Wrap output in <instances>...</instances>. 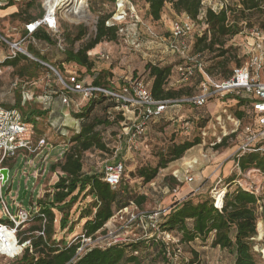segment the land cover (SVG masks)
Returning <instances> with one entry per match:
<instances>
[{
    "label": "rangeland",
    "instance_id": "obj_1",
    "mask_svg": "<svg viewBox=\"0 0 264 264\" xmlns=\"http://www.w3.org/2000/svg\"><path fill=\"white\" fill-rule=\"evenodd\" d=\"M209 1V0H207ZM219 4H230L235 3V0H217ZM90 9V18L72 20L62 15L60 21V33L58 38L53 39V43L47 47H35L37 51L48 61V65L55 68L59 75L52 71L50 68L45 67L38 73L37 78L29 79V77H20L14 68L6 69L4 74L0 77V105L12 107L15 105L16 100L21 96V108L22 114L28 113L30 110H46L49 115L45 118H36L35 121V140L38 138L46 137L48 141L54 146L58 147L52 153V161H50L49 173L42 179L39 186H37L34 195L31 196L34 190L35 180L30 178L26 185V177L21 176L19 172L16 175L18 168H14L10 172V180L3 188V193L7 196L9 203H12L14 199L16 205H21L26 208H32L33 211L39 208L35 207L37 202V196L44 198L45 194L53 191L54 183L58 181L59 175L54 176V171L51 170L54 164L53 159H58L60 154L66 150L63 146L64 143H68L70 137L75 134V119L74 115L79 113L80 110L88 103V99H85L80 95H70V104L65 106L61 102V95L64 93V86L61 78L66 81L69 77L70 72H76L79 75L86 78L88 84L93 81V73H100L102 71L109 72L114 84L119 88L122 82L126 79H142L144 82H149V73L146 69L149 65V61L155 58L156 60H164L163 66H173L175 71V65H178L180 58L174 54L163 53V44L160 42L152 44L150 46L153 49L143 48L139 52L131 49L128 45L123 42H107L104 41L98 45L93 51L94 52H106L110 55L109 62L97 61L93 55L90 56L94 62L93 73H87L85 68H82L74 63L65 62V53L58 47V42L61 41L63 48L66 50L81 48L85 43L91 40L94 35V29L97 26L99 18L108 14L112 11V7L108 0H90L88 2ZM20 8L24 10L23 19L37 18L43 12V0H37L32 2L31 0H21ZM137 5L142 11V15L145 17L147 22L158 34V36L164 39L166 42L171 40L170 30L171 23L175 19H182V15H178L175 12H171L168 7L163 11L162 18L160 21H152L147 16V6L145 0H137ZM83 12L86 9L83 8ZM196 32L204 30L202 21L196 22ZM2 29L0 33L8 36L22 35L25 29L22 20L17 18L7 20L6 23H1ZM0 24V25H1ZM246 26V25H245ZM1 27V26H0ZM80 27L86 28V36L81 41H75L73 43L70 40L74 39L77 31ZM14 28H18L17 31ZM252 29H258L261 31L259 24H255L253 28L248 29L244 27V30L239 35L233 38H227L225 41L224 49L228 50L226 55V68L229 72L236 68L245 67L248 63V48L254 42L251 37ZM144 31V30H143ZM145 32V31H144ZM264 34V31H262ZM14 39V37H12ZM148 36L143 35V39L147 42ZM12 39V40H13ZM60 39V40H59ZM195 40V38H194ZM191 53L193 52V43ZM29 44H26L28 47ZM149 46V47H150ZM43 52V53H42ZM38 59V58H36ZM202 59L206 64V68L213 66L215 61L213 55L204 53ZM33 62H36L30 59ZM39 60V59H38ZM221 60V59H220ZM63 62H65L63 65ZM176 74V73H175ZM176 77V75H174ZM61 77V78H60ZM222 75L218 73L213 76L215 82H220ZM262 81H264V72L262 74ZM200 79L196 78L189 81L186 85H175L182 86L185 93L188 90L194 94L199 95L201 92L199 82ZM17 82L18 88H14L13 84ZM114 86V85H113ZM234 96L231 95V98ZM187 98V97H184ZM230 96L221 98H213L209 103L200 108L192 107L190 105H175L170 108L167 114L166 120H162L157 124L149 127L146 132V137L137 142L136 145L127 144L128 137L125 136L122 130L123 127L112 126L105 130L102 128V136L108 145L110 152L102 153L97 150H93L85 153L83 158L84 173L101 174L106 165L115 163L117 160H124L126 172L123 174L124 183L134 189V193L137 196H145L146 200L142 206H138L140 211L151 213L158 210H168L176 199L183 198L188 195L195 194L194 199H198L202 196L208 197L213 196V193L225 190L229 180L224 179V174L219 175L215 178L216 172L220 170L224 171L228 164L235 158V154L239 148L245 143V139L248 135L247 128L253 130L255 127V116L253 113H248L244 107H239L236 102L231 99ZM104 104H98L92 116H103L105 114ZM180 106V107H178ZM115 112H119L118 110ZM114 112V114H115ZM242 112L244 117L241 124L238 126L237 113ZM25 118V114L23 115ZM221 117V121L218 122V118ZM235 120V121H234ZM184 122L190 124L189 130L186 131L183 127ZM68 134V136H62ZM126 132V131H125ZM124 139L122 140V138ZM196 137L201 138V144L197 146L193 151L187 152L185 156L170 165L165 170H161L158 178L151 184L145 185L137 176V170L143 166L155 167L163 156H166L169 148L173 144H180L187 140H193ZM227 138V148L216 149L215 146L220 144L219 141ZM264 142V141H262ZM61 146V147H60ZM118 152V159L116 154ZM199 156H197V154ZM23 153L20 154L18 162H20ZM189 157L194 162L190 165H186L183 159ZM206 157V158H204ZM16 165V162L13 163ZM238 166V165H237ZM177 177H175V175ZM205 174V175H204ZM193 177L194 182L189 183L186 181V177ZM231 176L237 178V184L247 191L255 192V195L259 198H264V174L257 173L255 170L242 172L239 167L232 171ZM54 178V179H53ZM12 181L13 184H12ZM12 186V188H11ZM203 187L201 191L197 190L198 187ZM29 193L25 199H21V194L27 190ZM11 188V193L8 192ZM20 189L19 197L17 198V192ZM92 198L79 199L78 203L72 209L69 218V225L65 230H60L59 222L61 215L56 212V219L58 223L55 224L56 234L55 240H64L66 243H72L75 238L81 236L83 231L84 220H80V212L85 209L91 202ZM37 204V203H36ZM34 205V206H33ZM262 216V215H261ZM259 217L258 221V235L255 238L253 251L256 255L259 264H264V257L261 253L264 250V217ZM3 211L0 209V220L3 219ZM73 224V230L69 228ZM31 225L25 227L29 229ZM111 227V225H108ZM8 230H3L5 233ZM129 232L137 234L135 227L129 228ZM1 232V231H0ZM7 240V239H6ZM0 239V249L12 255V244L7 241ZM168 244L170 247V254H180L178 257V263L180 260H191L193 258V252L199 255L201 264H233L234 258L232 255L223 253L218 248H213L211 245L212 237L207 242L196 241L188 246H181V252H177V248L168 241L163 242ZM149 242L145 241L147 248H144L141 254L142 264H165L158 253V250L149 247ZM15 250V243H14ZM257 248V249H256ZM260 251V253H259ZM167 257L169 259V255ZM21 256L15 259H10L3 256L0 253V264H17Z\"/></svg>",
    "mask_w": 264,
    "mask_h": 264
},
{
    "label": "trees",
    "instance_id": "obj_2",
    "mask_svg": "<svg viewBox=\"0 0 264 264\" xmlns=\"http://www.w3.org/2000/svg\"><path fill=\"white\" fill-rule=\"evenodd\" d=\"M31 1L36 2L37 0ZM108 1L112 11L99 18L94 37L77 50L65 49L64 51L65 62L74 63L85 68L88 74L93 73V70H95L90 53L104 41L119 43L118 29L107 27L106 25V22L112 16L116 0ZM203 1L145 0V4L147 6V16L155 22L161 20L163 11L168 5L171 6L176 14H185L197 21L203 9ZM12 3H8V7L13 6ZM24 13V10L20 8L19 12L12 15L11 18L22 20L23 24L27 25L42 19L44 16L43 12L37 18L23 19ZM205 22L208 29L203 36L197 35L195 37L191 54L193 56L200 55L201 62L204 64L202 55L204 53L213 55V60L218 59V61H215L213 66L206 68V73L212 78L220 73L222 75L221 81L229 80L234 70L229 72L226 68V59L224 58H226L228 50L224 49L225 41L227 38H233L242 33L244 27L251 29L255 24H259L261 31H264V0H235V3L232 5L228 4L227 8L219 13L208 8ZM58 36H53L42 28L38 29L34 34V38L37 41L48 45L52 44L53 39L58 38ZM85 36L86 28L80 27L76 36L70 42L81 41ZM35 47L33 44H29L27 49L29 54L48 64V61ZM152 59L146 67L149 73V82L147 83L150 85V90L155 100L178 101L184 99V97L194 96L190 89H186L188 93H185L187 91L182 89V86H173L179 79L176 67L183 64L182 60L178 62V65H175V71H173V66H163L164 60ZM4 66L7 69L14 68L20 77H29V79L37 78L38 73L45 69L44 65L31 61L29 57L21 53H18L16 58L8 59ZM92 76V85L106 89L112 87L111 82L114 81L109 72H95ZM196 78L200 79V83L203 81V76L198 71H196L195 76L191 80ZM231 99L239 107L246 108L247 112L251 114L252 103L254 102L253 96L241 93L237 96L234 95ZM104 103L107 105L105 106V114L103 116H92L95 107ZM183 105L188 104H180L181 107ZM119 106L120 103L117 101L104 94H98L91 98L79 113L74 115L75 119L80 120L79 132L69 138L70 145L64 157L51 167L54 173H58V181L53 186V191L46 193L45 197L37 202L39 212L29 224L31 225L30 228L27 230L25 228L19 229L17 232V239L20 245L30 242L25 248L22 257L17 260V264H142L140 253L144 248H147L144 242L131 245H114L103 249L96 248L81 257H77L79 244L66 243L64 240L58 241L54 238L56 234V212L61 215L59 228L60 230H65L69 225L70 213L81 197L83 199L92 198L93 200L80 212L79 217L80 220H86L82 231V234L86 237H91L100 231H104L106 225L115 214L128 207L131 202L142 206L146 200L145 196H137L134 193V189L124 183L123 177L119 186L112 187L104 181V170L101 174H86L83 170L85 153L93 150L102 153H112L102 136L101 130L102 128L107 130L112 126L123 127V114L120 111L115 112ZM3 107L16 108L22 112L21 96L16 100L14 106ZM24 114L26 122L35 123L36 118H45L49 115V112L33 109L28 113L23 112ZM167 114L168 112L157 121L150 123L149 127L166 120ZM237 117L238 120L242 121L244 114L238 112ZM146 135L140 137L138 141L145 138ZM227 141L228 139L224 138L215 148L217 150L227 148ZM200 144V137L180 144H173L166 156H163L155 167L143 166L139 168L137 170L138 178L145 185L153 183L158 178L161 170H165L168 165L181 160L189 150ZM263 146L264 144H258L256 148L259 149ZM118 157L117 152L116 158L118 159ZM234 160L242 172L256 170L264 174L263 152L253 151L237 155ZM120 161L124 163V160H117L115 163ZM9 166L10 162H4V167ZM236 179L235 176L229 178L228 185L235 183ZM22 196L21 194V199ZM260 200L261 198L256 196L253 191H247L238 185L235 191H227L225 193L221 210L215 207L214 199L211 196L175 202L161 224V230L177 237L182 246L191 245L196 241L207 242L211 236H214L211 242L212 247L220 248L235 255L234 264H259L253 251L255 243L253 239L258 235L257 226L260 217L258 202ZM0 223H8V221L3 218ZM73 227V224H71L69 229L72 231ZM40 233H44V235ZM0 239L2 241L7 239V243L12 244V250L14 251L15 237L11 232L6 231L4 233L1 231ZM149 247L158 250L157 254L160 255L164 263L170 262L167 257V254L170 253L169 245L152 240L149 242ZM193 255L191 260H180L178 264H201L199 255L196 252H193Z\"/></svg>",
    "mask_w": 264,
    "mask_h": 264
},
{
    "label": "built area",
    "instance_id": "obj_3",
    "mask_svg": "<svg viewBox=\"0 0 264 264\" xmlns=\"http://www.w3.org/2000/svg\"><path fill=\"white\" fill-rule=\"evenodd\" d=\"M80 1H83L87 5L88 12L90 13L88 6L90 0ZM227 5V3L219 4L217 0H204L203 9L197 20L203 22L205 27L204 30L196 32L197 21L183 14L182 19H175L172 21L170 30L171 40L169 42L160 38L155 30L145 22V17L142 15L143 13L137 5V0H116L112 16L106 22L107 27L118 29L117 35L119 36V42H123L137 52L143 48L153 49L152 47L154 46L150 45L161 42L164 48V51H162L163 53L178 56L183 61V64L176 67L179 79L173 86L178 84L186 85L195 76L196 71H198L203 76L199 95H194L178 101H157L152 96L150 85L142 79H126L119 88L114 82H111L112 87L106 89L88 84L85 77L76 72H70L66 81L60 77L64 86V93L62 95L63 105L68 106L70 104V95H80L90 100L95 95L104 94L117 101L120 103L117 110L120 111L124 117L123 134L128 137L127 144L133 146L137 144L140 137L146 134L150 123L157 121L175 105L188 104L200 108L206 106L213 98L222 99L226 96H237L241 93H246L254 97L251 113L255 116V128L253 130L249 127L247 128L246 131L248 135L245 139V143L239 148L235 156L253 151L264 153V146L259 149L256 148L258 144H262V141H264V81L261 79L264 72V34L262 31L258 29L250 30L254 42L251 44V47L247 49L248 63L245 67L234 69L232 77L226 81L215 82L212 77L206 73V66L201 62L200 55L193 56L190 52L192 40H194L197 35L203 36L208 29L205 22L206 10L211 8L214 12L219 13L225 10ZM64 7L67 12L71 10L69 13L70 15H74L72 14L73 4L68 0H43V18L25 25V34L23 33L20 36L21 38L18 42L9 43L7 39L0 36V43L8 44L11 50L7 57H2L0 55V77L4 74L5 62L8 59L16 58L18 53L24 54L29 58H35L29 54L27 50L22 48V46L27 42L36 47H43L40 45V42L34 38V34L38 29H45L53 36L59 35L62 15L65 17L63 14ZM75 14V16H78L80 13ZM81 14L83 17L86 16V13ZM96 31L97 29L95 27V34ZM144 34L148 36L147 42L143 39ZM58 47L61 51H65L61 41L58 42ZM91 55H93L97 61L109 62L110 60V55L106 52L92 51L90 53V56ZM13 87L17 89L18 83L15 82ZM217 120L220 122L221 117ZM237 122L239 126L241 121L238 120ZM183 127L188 131L190 124L184 122ZM79 128L80 120H77L75 123V133L79 132ZM61 134L64 137L68 136V134H64V132ZM34 140L35 124L26 122L19 109L5 108L0 105V209L3 211V218L8 221V223H0V231L8 230L13 234L15 237L16 249L11 256L4 253L1 249L0 253L10 259H15L23 255L25 248L30 244V242H26L20 245L17 239V232L19 229H24L32 222L33 217L39 212V209L33 211L32 208L16 205L14 199L12 203H9L7 196L3 193V188L10 180L11 170L18 168L16 175L20 172L21 176L26 177V185L30 178L35 180L33 184L34 190L31 196L34 195L37 186H39L42 179L45 178L50 171V161H52V153L55 150V147L46 137L38 138L35 142ZM219 143H221V140ZM69 145V141L68 143H64L63 146L66 150L60 154L58 159H53L54 163L60 161L64 157ZM21 153L25 155H22L20 162H18ZM4 162H10V166L4 167ZM14 162H16V165L13 164ZM4 168L9 170V175L8 180L3 185L1 170ZM256 172L259 173V171ZM104 173V181L112 187H117L120 185L123 174L125 173V165L122 161L106 165ZM57 175L58 173L55 172L54 176L57 177ZM174 175L177 177L176 174ZM186 181L193 183L194 178L187 176ZM13 182L14 181H12V184ZM56 183L57 182H55L54 185ZM11 188L8 190L9 193H11ZM26 189L29 193L28 187ZM223 192L224 190H216L212 196L215 202L214 205L218 210H221L223 206V197L225 195L222 194ZM19 193L20 189L17 192V198L19 197ZM39 195L40 193L37 199L41 200L42 198L40 197L42 196ZM220 198L221 202L219 201ZM39 200H37V202ZM36 203L35 207L39 208ZM138 208L139 207L135 203L131 202L128 207L115 214L106 225L104 231H100L91 237H86L81 234V236L75 238L76 240H73L74 242L72 243L80 245L77 251V257H81L96 248L103 249L114 245H131L152 240L168 241V243L175 245L178 249L177 252L180 253L182 246L180 240L171 233L161 230V224L169 213V209L146 213L140 211ZM55 223H58L57 219ZM108 225H111V227ZM133 227L138 231L135 235L128 231L129 228ZM40 234L44 235V233ZM253 240L255 241L256 239ZM261 253L264 257V250H262ZM179 255L180 254H170V262L167 264H178V260L176 259H178L177 256Z\"/></svg>",
    "mask_w": 264,
    "mask_h": 264
},
{
    "label": "crops",
    "instance_id": "obj_4",
    "mask_svg": "<svg viewBox=\"0 0 264 264\" xmlns=\"http://www.w3.org/2000/svg\"><path fill=\"white\" fill-rule=\"evenodd\" d=\"M10 2H13L12 4H13V6H10V7H8V3H10ZM20 3H21V0H0V24L1 23H6L7 22V20H11L12 18H11V16L12 15H14V14H16V13H18L19 12V9H20ZM169 9H170V11L171 12H174L173 10H172V8H171V6H167ZM1 27V29H2V24L0 25ZM25 26V25H24ZM14 30L15 31H17L18 30V28H14ZM23 30H24V28H23ZM1 31H5L4 29H2ZM25 32V31H24ZM23 32V33H24ZM0 36L1 37H3V38H5V39H7L8 40V42L9 43H15V42H18L19 41V39L21 38L20 36H21V34L20 35H17V37L16 36H8V35H4V34H1L0 33ZM12 37H14V39L12 38ZM13 39V40H12ZM26 44H28L27 42L26 43H24L23 44V46H22V48H24L25 50H27L28 49V47H26ZM40 45H42V46H44V47H47V46H49L48 44H46V43H41L40 42ZM11 52V50H10V47H9V45L8 44H6V43H0V55L2 56V57H7L8 55H9V53ZM24 55V54H23ZM26 56V55H25ZM33 56V55H32ZM63 65H65V64H63ZM7 68L4 66V71L6 70ZM262 144H264V142L262 143ZM61 147V146H60ZM56 149L58 148V147H55ZM196 147H194L193 149H191V150H189L188 152H191V151H193L194 149H195ZM197 154V153H196ZM197 156H199V154H197ZM204 158H206V157H204ZM237 168V164H236V162H235V160L233 159L229 164H228V166L226 167V169L224 170V171H222V170H220L219 172H216V174H215V178H217L219 175H222V173L224 174V179H227V180H229V178H231V177H233V176H231L230 177V174L232 173V171L233 170H235ZM54 175H55V173H54ZM205 175V174H204ZM54 179V178H53ZM235 181H237V179L235 180ZM237 186H238V184H237V182H233L232 184H230V185H226V187H225V191L227 192V191H235L236 189H237ZM202 188L203 187H198L197 188V190H199V191H201L202 190ZM264 190V188H262L261 189V191H263ZM196 195L195 194H193V195H188V196H185V197H183V198H180V199H176V201L175 202H181V201H183V200H187V199H192V198H194ZM174 202V203H175ZM173 203V204H174ZM172 204V205H173ZM258 204H259V216H263L264 217V198H262L261 197V200L258 202ZM172 205H171V207H172ZM171 207L169 208V210L171 209ZM262 216H261V218H262ZM260 220V219H259ZM212 237V239H213V237L214 236H211ZM220 251H222L223 253H226V254H229V255H232V257L234 258L233 260H234V262H233V264L235 263V255H233V254H231L230 252H228V251H225V250H221L220 248H218Z\"/></svg>",
    "mask_w": 264,
    "mask_h": 264
},
{
    "label": "bare ground",
    "instance_id": "obj_5",
    "mask_svg": "<svg viewBox=\"0 0 264 264\" xmlns=\"http://www.w3.org/2000/svg\"><path fill=\"white\" fill-rule=\"evenodd\" d=\"M69 2H72V4H73V7H72V14H74V15H70L69 13H70V11L71 10H69V12H67L66 10H65V7L63 8L64 10H63V14L66 16V17H68V18H70V19H72V20H78V19H87V18H90V13L88 12V7H87V5L83 2V1H80V0H68ZM83 8H85L86 9V16L85 17H83V15L81 14V13H84L83 12ZM75 13H80L78 16H75L76 14ZM84 13V14H85ZM183 162H184V164H186V165H190L192 162H194L191 158H189V157H186V158H184L183 159ZM226 193V191L224 190V192L222 193V194H225ZM219 201L221 202V198L219 199Z\"/></svg>",
    "mask_w": 264,
    "mask_h": 264
},
{
    "label": "water",
    "instance_id": "obj_6",
    "mask_svg": "<svg viewBox=\"0 0 264 264\" xmlns=\"http://www.w3.org/2000/svg\"><path fill=\"white\" fill-rule=\"evenodd\" d=\"M30 59H32V60H34V61H36V62L41 63L42 65H44V66L50 68V69H51L52 71H54L56 74H59L58 71H57L55 68H53L52 66H50V65H48V64H46V63H44V62H42V61H40V60H38V59H36V58H30ZM1 174H2V176H3V185H4V184L6 183V181L8 180L9 170H8L7 168H4V169L1 170ZM27 193H28L27 190H25V191L23 192V196H22V199H23V200L25 199Z\"/></svg>",
    "mask_w": 264,
    "mask_h": 264
}]
</instances>
